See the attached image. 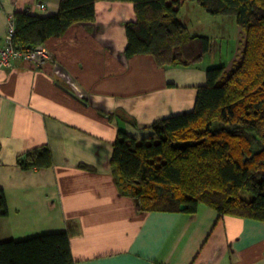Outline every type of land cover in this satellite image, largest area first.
Segmentation results:
<instances>
[{
  "label": "crops",
  "instance_id": "1",
  "mask_svg": "<svg viewBox=\"0 0 264 264\" xmlns=\"http://www.w3.org/2000/svg\"><path fill=\"white\" fill-rule=\"evenodd\" d=\"M60 4L0 0V49L11 15L53 16ZM96 12L93 23L47 42L55 65L0 69V190L8 208L0 240L66 232L74 264H264V221L205 205L194 214L141 213L120 191L112 167L120 133L141 140L155 134L158 119L191 111L212 66L160 68L149 55L127 58L134 5L98 2ZM44 148L51 166L18 163Z\"/></svg>",
  "mask_w": 264,
  "mask_h": 264
},
{
  "label": "trees",
  "instance_id": "2",
  "mask_svg": "<svg viewBox=\"0 0 264 264\" xmlns=\"http://www.w3.org/2000/svg\"><path fill=\"white\" fill-rule=\"evenodd\" d=\"M98 2L134 5L127 24V58L154 57L160 68L204 62L212 38L192 34L180 18L182 0H61L59 12L13 14V46L26 51L93 23ZM210 15L232 17L241 47L231 69L209 67L191 111L158 119L154 135L138 140L121 132L112 167L118 187L141 213L194 214L199 205L221 215L264 221V0H197ZM49 149L19 157L27 169L49 167ZM8 214L0 190V218ZM0 264H74L69 235L0 240Z\"/></svg>",
  "mask_w": 264,
  "mask_h": 264
},
{
  "label": "rangeland",
  "instance_id": "3",
  "mask_svg": "<svg viewBox=\"0 0 264 264\" xmlns=\"http://www.w3.org/2000/svg\"><path fill=\"white\" fill-rule=\"evenodd\" d=\"M183 5L180 18L190 29L192 34L206 35L212 38L213 46L207 54L205 66H225L229 69L235 64L238 48L241 47L240 29L235 19L225 16H212L208 14L197 0H182Z\"/></svg>",
  "mask_w": 264,
  "mask_h": 264
},
{
  "label": "built area",
  "instance_id": "4",
  "mask_svg": "<svg viewBox=\"0 0 264 264\" xmlns=\"http://www.w3.org/2000/svg\"><path fill=\"white\" fill-rule=\"evenodd\" d=\"M42 8H44V5H42ZM14 33L15 24L13 21V15H11L8 31V43L4 48L0 49V69L13 68L15 63L19 61H26L37 69L44 67L48 63L55 65L56 59L45 45L30 48L26 51L15 48L12 43Z\"/></svg>",
  "mask_w": 264,
  "mask_h": 264
}]
</instances>
